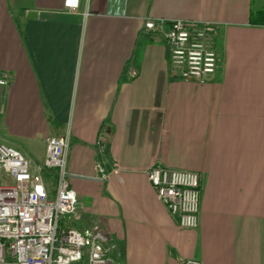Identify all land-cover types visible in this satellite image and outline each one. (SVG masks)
I'll list each match as a JSON object with an SVG mask.
<instances>
[{
  "label": "crops",
  "instance_id": "1",
  "mask_svg": "<svg viewBox=\"0 0 264 264\" xmlns=\"http://www.w3.org/2000/svg\"><path fill=\"white\" fill-rule=\"evenodd\" d=\"M147 20L205 26L216 74L183 80ZM0 71L1 143L36 172L71 136L63 226H99L122 264H264V0H0ZM156 166L202 177L197 229L158 199Z\"/></svg>",
  "mask_w": 264,
  "mask_h": 264
},
{
  "label": "built area",
  "instance_id": "2",
  "mask_svg": "<svg viewBox=\"0 0 264 264\" xmlns=\"http://www.w3.org/2000/svg\"><path fill=\"white\" fill-rule=\"evenodd\" d=\"M167 25L164 36L180 77L201 81L215 75L218 53L209 44L207 28L182 20H147L145 28L162 31ZM11 79L0 71V88H8ZM70 144L69 134L48 138L46 158L35 172L23 153L0 142V264H122L99 226L78 230L62 224L63 217L76 214L79 206L68 180ZM46 172L53 174V190ZM148 180L182 229L199 227L200 174L156 166L148 172Z\"/></svg>",
  "mask_w": 264,
  "mask_h": 264
},
{
  "label": "rangeland",
  "instance_id": "3",
  "mask_svg": "<svg viewBox=\"0 0 264 264\" xmlns=\"http://www.w3.org/2000/svg\"><path fill=\"white\" fill-rule=\"evenodd\" d=\"M0 134L2 135V134H8L7 133V131H5V130H3V127H1V125H0ZM7 145V144H6ZM46 173H44V177L46 178V180L50 183V186H51V190H53V186H54V180L53 181H51V180H48L47 179V177H46V175H45ZM50 176L52 175V173H48ZM48 175V176H49ZM49 178V177H48ZM71 216L72 215H66V216H64L63 217V219H62V222H64V220H66V221H71L72 222V220H71ZM79 230H80V228L79 227H77Z\"/></svg>",
  "mask_w": 264,
  "mask_h": 264
},
{
  "label": "trees",
  "instance_id": "4",
  "mask_svg": "<svg viewBox=\"0 0 264 264\" xmlns=\"http://www.w3.org/2000/svg\"><path fill=\"white\" fill-rule=\"evenodd\" d=\"M254 17L256 18L257 16L254 15ZM45 175H46V177H47L48 180H51V181L54 180L53 174L50 176V175L48 174V172H47ZM48 175H49V176H48ZM48 177H49V178H48ZM53 184H54V183H53Z\"/></svg>",
  "mask_w": 264,
  "mask_h": 264
}]
</instances>
